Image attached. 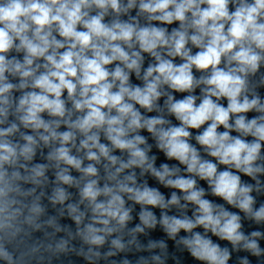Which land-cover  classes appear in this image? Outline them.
Instances as JSON below:
<instances>
[{"label": "clouds", "instance_id": "9594fccd", "mask_svg": "<svg viewBox=\"0 0 264 264\" xmlns=\"http://www.w3.org/2000/svg\"><path fill=\"white\" fill-rule=\"evenodd\" d=\"M230 4L234 11H230ZM133 8H138V16L144 15L149 23L141 26L136 17L129 21L119 19ZM110 14L115 18L106 23L105 17ZM151 21L164 24L178 21L179 28L169 33L167 28L156 27ZM189 43L199 49L195 55L187 47ZM13 49L24 53L22 62L7 57ZM142 53H148L155 63L144 71L143 87H133L129 84L130 72L140 76ZM175 57H180L183 63L175 64ZM117 61L114 69L107 67ZM262 63L264 0H128L127 4L122 0H0V125L5 124L13 109V90L30 88L32 91L24 92L15 104L13 114L24 128L36 133H21L25 141L21 145L9 139L19 131L17 123L0 128V232L14 229L13 222L22 214L21 208L15 207L20 202L12 194H30L22 192L16 181L40 184L39 178L44 177L46 165H35L29 176L22 177L15 170L17 166L27 168L20 163L21 158L31 161L41 141L45 146L58 142L59 146L48 157L60 169L57 180L79 187V182L68 174L69 168H60L61 163L87 178L80 188V203L87 201L92 222L80 229L79 234L88 245L102 246L109 235L126 227L131 209L125 207L124 195L138 204L162 209L169 205L187 206L180 205L181 198L175 192L165 203L157 190L137 186L135 172L120 178L126 169L139 167L142 172L150 170L165 186L179 189L185 193L183 200L196 205L194 219L164 214L160 222L170 236L174 237L181 229L192 233L180 242L197 260L205 264H227L230 259L227 248L221 249L206 235L192 232L197 226L231 242L234 248L250 250L259 256L262 250L255 238L262 234L253 232L251 237L246 236L241 231V217L204 199V190L196 187L195 178L176 176L179 169H169L167 165H162V171L156 170L146 149L140 147L146 141L138 130L146 128L157 138L167 157L177 159L186 165L187 172L207 180L214 195L256 222L264 221V205L258 210L253 208L252 185L241 184L240 176L231 171L235 168L254 179L257 173H264V165L256 163L264 159L260 155L264 142V103L258 95L249 99L247 94L248 77ZM193 68L205 75L195 78ZM9 75L19 77V84L11 83ZM165 85L175 92L189 93L200 85L205 87L197 105L195 95L175 100L163 90ZM65 90L71 109L62 98ZM163 95H167L168 111L180 121V126L165 128L163 125L169 122L163 117L144 118L136 108L138 104L152 111ZM222 98L227 99V107L219 103ZM251 110L261 115L251 120L242 115ZM45 112L56 119L45 120L41 115ZM75 113L80 115L73 120ZM233 118L234 122L230 123ZM206 123L207 127L195 139L219 164L229 166L223 171H218L217 163L203 159L189 143L192 136L189 129H200ZM62 124L67 126V131H58ZM221 125L226 131H217ZM233 129L241 135L233 137L230 134ZM101 133L111 146L100 142ZM78 135L83 138L77 147ZM248 135L254 138L251 142L242 138ZM72 148L83 151V157L72 155ZM113 149L127 152V161L112 155ZM84 159L95 163L83 166ZM102 160L107 161L103 165L107 180L114 183L100 187L96 165ZM6 165L14 170L9 173ZM101 196L105 199H98ZM67 198L65 189L57 187L52 199L63 203ZM67 207L79 225L85 213L79 211V205ZM42 211L34 202L26 222L39 228L35 219ZM140 219L148 227L156 224L155 217L147 210H142ZM131 231L144 229L137 226ZM17 232L19 229L15 228L11 235ZM134 242L135 236L129 243ZM66 243L61 241L57 250H66ZM111 245L117 250L126 247L120 236L112 239ZM114 254L109 251L106 255ZM92 257H100V252L90 247L86 258ZM0 259L13 264V256L3 243H0ZM153 259L163 264L160 257ZM241 264H248L247 259Z\"/></svg>", "mask_w": 264, "mask_h": 264}, {"label": "water", "instance_id": "95a60500", "mask_svg": "<svg viewBox=\"0 0 264 264\" xmlns=\"http://www.w3.org/2000/svg\"><path fill=\"white\" fill-rule=\"evenodd\" d=\"M124 4H127L128 0H122ZM230 11H234L235 8L232 4L229 5ZM136 17L139 20V23L141 26H144L148 24L149 22L145 19L144 15H139L138 16V8H133L128 11L126 14H121L119 19L123 21H129L130 18ZM151 23L156 26V27H164L167 28L168 32L171 33L173 29L179 28V22L175 21L172 24H164L159 21H151ZM187 47L191 48V53L195 55L199 49L193 46L191 43L187 45ZM144 57V61L146 62L147 66L150 64H154L155 60L153 57H151L148 53H142ZM170 58V57H169ZM171 59V58H170ZM173 62L177 65L183 63L182 59L180 57H175ZM221 67H223V63L221 64ZM193 75L195 78L199 79L202 75H205V73L196 70L193 68ZM205 87L204 85H200L199 87H196L192 93L189 92H175L167 86H164V91L170 93L173 95L175 100H181L184 97L188 96L189 94L195 95L197 97L196 104L199 105L200 103V98H202V92L201 89ZM248 96L249 99L253 97V95H258L260 97V100L262 103H264V63L261 64L259 70L254 74H250L248 77ZM215 99V98H214ZM219 103L223 105L224 107H227L228 101L226 98H222ZM242 115H245L249 120L256 118L257 116L261 115V113L251 110L247 113H242ZM230 123L234 122V118L229 121ZM207 127V123L205 125H202L200 129H191L192 132L194 133L195 136L199 135L204 128ZM218 132H224L226 129L221 125L218 129ZM230 134L233 137L240 136L241 134L234 129L231 130ZM248 142H251L254 138L251 135L242 137ZM261 157H264V142H262V148H261ZM215 162L219 165V167L222 170H225L229 166H225L222 164H219L216 158L212 157ZM257 164L264 165V159L258 160L256 162ZM231 171H233L235 174L240 176L241 184L243 185H252V192L250 195L254 198V204L253 207L258 210L262 205H264V173H257L256 178L254 179L252 176H249L243 172H240L236 170L235 168H231Z\"/></svg>", "mask_w": 264, "mask_h": 264}]
</instances>
